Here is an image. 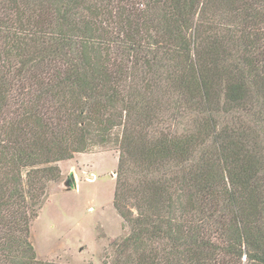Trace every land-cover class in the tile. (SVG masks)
Listing matches in <instances>:
<instances>
[{"label": "trees", "instance_id": "16d2710c", "mask_svg": "<svg viewBox=\"0 0 264 264\" xmlns=\"http://www.w3.org/2000/svg\"><path fill=\"white\" fill-rule=\"evenodd\" d=\"M107 145L101 264H264V0H0V264H58L31 223Z\"/></svg>", "mask_w": 264, "mask_h": 264}, {"label": "rangeland", "instance_id": "374dc122", "mask_svg": "<svg viewBox=\"0 0 264 264\" xmlns=\"http://www.w3.org/2000/svg\"><path fill=\"white\" fill-rule=\"evenodd\" d=\"M118 152L107 146L58 162L60 178L32 221L29 239L39 259L58 264H101L126 227L113 207ZM73 179L72 189L63 181Z\"/></svg>", "mask_w": 264, "mask_h": 264}, {"label": "water", "instance_id": "95a60500", "mask_svg": "<svg viewBox=\"0 0 264 264\" xmlns=\"http://www.w3.org/2000/svg\"><path fill=\"white\" fill-rule=\"evenodd\" d=\"M62 186L64 187L65 190L72 189V186L70 185V183L68 181H63Z\"/></svg>", "mask_w": 264, "mask_h": 264}]
</instances>
